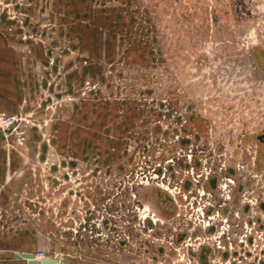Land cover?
<instances>
[{"label": "rangeland", "instance_id": "obj_1", "mask_svg": "<svg viewBox=\"0 0 264 264\" xmlns=\"http://www.w3.org/2000/svg\"><path fill=\"white\" fill-rule=\"evenodd\" d=\"M0 118V259L264 264V0H0Z\"/></svg>", "mask_w": 264, "mask_h": 264}, {"label": "water", "instance_id": "obj_2", "mask_svg": "<svg viewBox=\"0 0 264 264\" xmlns=\"http://www.w3.org/2000/svg\"><path fill=\"white\" fill-rule=\"evenodd\" d=\"M20 256L29 258L28 264H57L58 263V260L55 258L53 259L45 258L41 262H39L37 259L34 258V254L32 252H21V254L16 252L14 254L15 259L20 258ZM0 264H14V263H13V260H9V258H2L0 259Z\"/></svg>", "mask_w": 264, "mask_h": 264}, {"label": "built area", "instance_id": "obj_3", "mask_svg": "<svg viewBox=\"0 0 264 264\" xmlns=\"http://www.w3.org/2000/svg\"><path fill=\"white\" fill-rule=\"evenodd\" d=\"M13 119L12 120H16V116H13L12 117ZM0 121H1V118H0ZM9 123H11V121H9ZM37 254V256L38 257H40V258H49V259H53V258H55V259H57V257H59V256H56V254H51V255H49V254H46L44 251H38V252H36Z\"/></svg>", "mask_w": 264, "mask_h": 264}, {"label": "bare ground", "instance_id": "obj_4", "mask_svg": "<svg viewBox=\"0 0 264 264\" xmlns=\"http://www.w3.org/2000/svg\"><path fill=\"white\" fill-rule=\"evenodd\" d=\"M143 209H145V208H143ZM142 209V210H143ZM148 209V208H147ZM149 210V209H148ZM147 211V210H146ZM149 212V211H148ZM37 253H34V258L35 259H37L39 262H41L44 258H40V257H38L37 255H36ZM59 259V257H57V260ZM28 262H29V259H28ZM28 262H27V264H28ZM58 264V263H57Z\"/></svg>", "mask_w": 264, "mask_h": 264}, {"label": "flooded vegetation", "instance_id": "obj_5", "mask_svg": "<svg viewBox=\"0 0 264 264\" xmlns=\"http://www.w3.org/2000/svg\"><path fill=\"white\" fill-rule=\"evenodd\" d=\"M15 253H16V252H15ZM15 253H14V254H15ZM7 258H8V257H7ZM13 263H14V264H18V259L13 260Z\"/></svg>", "mask_w": 264, "mask_h": 264}]
</instances>
